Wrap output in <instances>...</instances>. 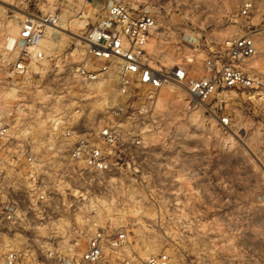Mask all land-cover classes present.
<instances>
[{
  "label": "rangeland",
  "instance_id": "374dc122",
  "mask_svg": "<svg viewBox=\"0 0 264 264\" xmlns=\"http://www.w3.org/2000/svg\"><path fill=\"white\" fill-rule=\"evenodd\" d=\"M103 1L0 0V118L12 124L0 191L21 199L19 217L0 226V264L8 249L32 264L45 260L50 246L80 252L95 228L125 233L109 264H143L159 251L174 264H264V108L258 101L224 92L186 109L165 90L147 114L123 122L116 168L94 173L68 159L65 116L79 103L92 111L86 119L92 125L101 99L112 92L86 89L67 75L82 59V38ZM129 2L157 19L149 48L157 49L158 64L191 53L199 76L203 53L193 44L247 34L255 54L245 67L264 74V0H253L247 15L242 0ZM44 15L57 16L65 30L52 37L46 28L45 58L25 74H12L17 53L4 48L6 37L17 36L25 17ZM51 55L60 56L57 65ZM222 114L228 126L218 122ZM21 146L34 156L32 166Z\"/></svg>",
  "mask_w": 264,
  "mask_h": 264
},
{
  "label": "built area",
  "instance_id": "2783aa9c",
  "mask_svg": "<svg viewBox=\"0 0 264 264\" xmlns=\"http://www.w3.org/2000/svg\"><path fill=\"white\" fill-rule=\"evenodd\" d=\"M253 8V0H242L241 14L247 15ZM96 10L99 12L97 19L82 38L85 44L82 59L69 66L67 75L80 81L86 89L97 91L108 86L112 92L101 99V109L95 113L92 125L86 123L92 111L86 112L79 103L62 123L61 136L68 143V159L80 164L81 169L102 174L116 168L120 161L118 151L122 144L123 122L147 114L162 91L174 92L176 100L186 109H194L197 103L205 104L224 92L241 94L243 101H258L264 108V74L245 67L247 60L255 54L250 35L231 36L208 46L193 44V50L199 49L203 53V73L196 76L191 53L184 56V61L169 66L158 64L157 49L149 48L157 19L148 8H134L129 0H104ZM56 22L54 15L25 17L10 45V36L6 37L4 48L17 53L11 64L12 74H25L32 65L40 64L45 58L41 40L46 28ZM49 60L57 65L60 56L51 55ZM218 122L228 126L230 118L222 114ZM56 124L53 119V127ZM11 127L7 119L0 118V167L4 155L11 153ZM131 141L138 142L135 138ZM20 149L26 163L32 166L34 156L23 146ZM37 197L43 199L44 194L40 192ZM20 203L16 194L0 191V226L15 222ZM125 239L124 232L95 228L80 252H73L69 247L59 250L50 246L45 252V260L34 264H109V258L116 254ZM25 256L18 250L8 249L1 264H32ZM143 264L174 262L168 252L159 251L149 253Z\"/></svg>",
  "mask_w": 264,
  "mask_h": 264
},
{
  "label": "bare ground",
  "instance_id": "6f19581e",
  "mask_svg": "<svg viewBox=\"0 0 264 264\" xmlns=\"http://www.w3.org/2000/svg\"><path fill=\"white\" fill-rule=\"evenodd\" d=\"M49 29H50V36L52 35V37H58L65 29L64 27L60 26L59 24H56V25H51V26H48ZM43 40V38H42ZM41 40V41H42ZM11 41H12V37L9 38V42H8V45L11 44Z\"/></svg>",
  "mask_w": 264,
  "mask_h": 264
}]
</instances>
